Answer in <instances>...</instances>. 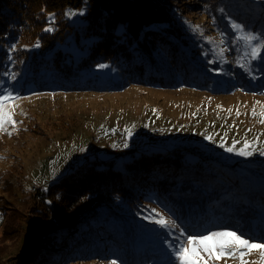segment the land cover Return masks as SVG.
Returning a JSON list of instances; mask_svg holds the SVG:
<instances>
[{
    "label": "trees",
    "instance_id": "16d2710c",
    "mask_svg": "<svg viewBox=\"0 0 264 264\" xmlns=\"http://www.w3.org/2000/svg\"><path fill=\"white\" fill-rule=\"evenodd\" d=\"M204 1L0 0V89L23 91L26 83L59 76L67 78L70 88L81 89L96 79L92 71L109 64L113 79L124 84L234 90L221 81L204 34L188 19L192 8ZM22 62L32 66L28 74L19 71ZM96 80L91 89H108L106 81ZM149 147L112 148L125 157L89 158L52 181L40 193L35 221L24 226V260L53 264L105 257L138 264L150 259L142 252L132 254L139 238L133 211L142 212L146 197L175 189L180 195L173 200L175 210L183 219L188 213L199 216V209L209 214L212 204L218 208H213L215 222L210 225L241 226L261 239L260 186H251L232 166L205 156L196 146L178 144L152 153L144 150ZM195 228L199 231L197 224Z\"/></svg>",
    "mask_w": 264,
    "mask_h": 264
},
{
    "label": "rangeland",
    "instance_id": "374dc122",
    "mask_svg": "<svg viewBox=\"0 0 264 264\" xmlns=\"http://www.w3.org/2000/svg\"><path fill=\"white\" fill-rule=\"evenodd\" d=\"M192 9L195 12L188 19L197 22L195 25L204 34L201 38L214 67L221 72V81L236 89L220 92L186 86L166 89L139 81L124 84L113 79L115 72L109 64L99 66L91 74L106 81L109 86L106 90L91 89V85L97 84L96 79L81 89H72L62 76L25 82L27 90L23 86V91L18 92L1 87L0 92L11 91L19 99L12 102L14 119L18 121L15 131L0 132V264H29L20 250L27 238L24 226L35 221L34 209L41 199L40 193L89 158L125 157L112 148L123 147L128 151L143 144L149 145L144 150L152 153L178 144L196 146L205 156L232 166L236 174L242 175L251 186H260L264 193V123L261 122L264 121L261 115L264 113V51L251 58L249 53L256 41L237 39L246 32L264 36V0H205L202 6ZM233 24L242 25L243 30L234 28ZM19 69H23L19 70L21 74L23 71L28 74L32 66L22 62ZM208 136L212 139H207ZM245 141L250 144L251 155L239 152ZM233 145L237 151L228 152L227 147ZM176 192L177 189L157 199L146 197L144 206L140 207L142 212L133 211L139 238L134 239L132 254L142 252L150 258L138 264H176L170 244L177 243L180 233L157 224L155 221L160 217L152 209L175 220L188 234L227 225H210L215 222L211 218L218 208L212 204L209 214L192 209L199 216L188 213L183 219L175 210L173 200H180ZM180 205L181 202L178 208ZM195 224L199 231L195 230ZM227 226L244 232L241 226ZM61 232L64 234L63 229ZM263 237L261 232L257 242H264ZM146 252L152 253V257ZM244 259L248 264H262L259 250H252ZM113 261L134 264L105 257L72 262L62 259L53 264H113ZM214 264H241V260L225 257Z\"/></svg>",
    "mask_w": 264,
    "mask_h": 264
},
{
    "label": "snow or ice",
    "instance_id": "6c2138e0",
    "mask_svg": "<svg viewBox=\"0 0 264 264\" xmlns=\"http://www.w3.org/2000/svg\"><path fill=\"white\" fill-rule=\"evenodd\" d=\"M71 14L69 13V15ZM50 15L54 16V14ZM233 27L243 30L242 25L233 24ZM241 38L248 41H256L249 53L251 58H257L260 52L264 51V36L246 32L243 37H237V39ZM100 67L103 68L106 65L102 64ZM12 78L14 79L15 77L13 76ZM18 99L19 96L13 95L11 91L0 92V132L12 134V131H15V125L18 121L14 119L15 113L12 102ZM253 114L255 115V112ZM261 115H264V113H261ZM261 122L264 123V121ZM207 139L211 140L212 137L208 136ZM249 148L250 144L245 141L244 147L239 149L240 154L251 155ZM226 150L228 152L237 151L234 145L227 147ZM151 212L160 217L155 221L157 224L165 228L176 229L180 233L177 243L170 244L176 264H214V262L220 261L225 257H239L241 264H248L244 257L250 254L252 250H259L261 262L264 264V242H257L259 239L257 237L241 232L238 229L233 230L231 226L227 225L217 230L208 229L202 233L188 234L175 220L165 218L156 209H152ZM145 218L148 219L149 217ZM113 264H116V262L113 261Z\"/></svg>",
    "mask_w": 264,
    "mask_h": 264
}]
</instances>
